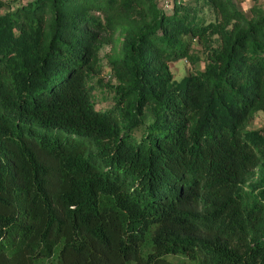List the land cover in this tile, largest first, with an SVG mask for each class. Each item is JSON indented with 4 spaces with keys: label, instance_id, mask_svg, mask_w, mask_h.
<instances>
[{
    "label": "trees",
    "instance_id": "1",
    "mask_svg": "<svg viewBox=\"0 0 264 264\" xmlns=\"http://www.w3.org/2000/svg\"><path fill=\"white\" fill-rule=\"evenodd\" d=\"M259 111L264 1L0 0V264H264Z\"/></svg>",
    "mask_w": 264,
    "mask_h": 264
},
{
    "label": "rangeland",
    "instance_id": "2",
    "mask_svg": "<svg viewBox=\"0 0 264 264\" xmlns=\"http://www.w3.org/2000/svg\"><path fill=\"white\" fill-rule=\"evenodd\" d=\"M241 1V4L246 5L248 1L239 0ZM252 1V0H250ZM242 5V6H243ZM170 3H166L164 7L169 11L170 10ZM247 8V7H245ZM197 47V45H195ZM110 52V45H103L99 50V56H100V70L99 74H97L101 78V82L97 81V77L93 79L94 84V97H95V103L96 106H103L108 103H110V93L108 92V87L104 85V82L108 81L110 79L109 77V68H108V61H107V54ZM201 67L202 62L193 63L189 62V60H176L171 63V70L174 72L175 76L179 78L184 73H186L187 68L194 69L196 67ZM95 81V82H94ZM264 124V112L259 111L254 114V117L249 123V127H259ZM170 260H181L186 259L190 262V264H203L201 256L195 252V255L189 256L188 254L184 252H178V253H171L166 256ZM42 264H49V261H44Z\"/></svg>",
    "mask_w": 264,
    "mask_h": 264
},
{
    "label": "crops",
    "instance_id": "3",
    "mask_svg": "<svg viewBox=\"0 0 264 264\" xmlns=\"http://www.w3.org/2000/svg\"><path fill=\"white\" fill-rule=\"evenodd\" d=\"M244 1H248L247 2V4L246 5H243V7H248L251 3H252V1H250V0H243L242 2H244ZM260 1H264V0H260Z\"/></svg>",
    "mask_w": 264,
    "mask_h": 264
}]
</instances>
